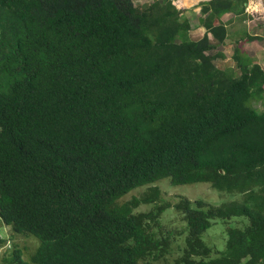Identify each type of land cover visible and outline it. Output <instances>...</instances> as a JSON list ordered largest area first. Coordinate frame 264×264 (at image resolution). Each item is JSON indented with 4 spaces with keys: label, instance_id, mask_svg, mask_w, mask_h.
<instances>
[{
    "label": "trees",
    "instance_id": "obj_1",
    "mask_svg": "<svg viewBox=\"0 0 264 264\" xmlns=\"http://www.w3.org/2000/svg\"><path fill=\"white\" fill-rule=\"evenodd\" d=\"M248 3L0 0V228L40 238L33 264H264V68L239 41L216 62ZM164 177L242 200H121ZM170 207L183 227L165 232Z\"/></svg>",
    "mask_w": 264,
    "mask_h": 264
},
{
    "label": "rangeland",
    "instance_id": "obj_2",
    "mask_svg": "<svg viewBox=\"0 0 264 264\" xmlns=\"http://www.w3.org/2000/svg\"><path fill=\"white\" fill-rule=\"evenodd\" d=\"M152 0H141L139 3L144 2H150ZM179 0H175V4L177 7H183L178 5ZM206 1V0H205ZM250 4V3H249ZM199 4H194L192 6H186L184 8L194 10L199 9ZM264 6V0H259V6ZM251 14H253V20H258L260 18L264 21V12L263 10H252L249 9ZM248 11V12H249ZM190 14V13H188ZM261 16V17H258ZM254 23V22H253ZM252 24V23H251ZM231 31L233 29L231 28ZM202 30L196 29L192 33L193 38H198L202 34ZM259 58V55L257 56ZM230 66H234L235 63L232 59L228 60ZM221 62H225L223 58L218 60V64L221 66ZM257 107L261 108L260 103L257 104ZM152 185H157L160 188V194L163 199L161 200V203L165 202H173L176 203L179 198L181 197H187L191 199L192 201H195L197 199H203L206 202V206L209 207L211 205H219L220 203L224 201H230L231 200H242V199H234V198H240L241 195H239V192H227V191H220L216 188H214L210 183L208 182H194V183H187V184H172L170 177H164L157 181L156 183H152L150 185H142L138 186L134 189H132L127 195L123 197V201L129 200L134 196H141L144 193H146ZM154 207V204H143L139 208L135 209L136 212L139 211H149ZM243 220V221H242ZM182 218L180 215L177 214L174 207H170L167 209V211L163 214L161 218V223L163 225V230L165 232L169 230H174L175 228H182ZM245 223H248V217L246 216H239V217H232L231 219H217L214 225L207 231L205 234V238L211 245H216L217 247L221 248V250H225L226 248V238L227 233L226 230L229 226H244ZM12 229V228H11ZM158 227L156 226L154 228L155 231H157ZM225 229V232H224ZM1 231V228H0ZM2 235L6 236L8 240H10V243L12 245V248L9 249L6 246L0 247V264L4 262L3 258L6 255L11 254V250L14 248H18L22 252V257L25 259H29L30 256H32L37 248L39 247L41 240L39 237H37L34 234H17L13 233L10 229H3L1 232ZM158 237V235L156 236ZM178 237V236H177ZM180 241L183 242L184 238L179 237ZM175 248H178L176 244H174Z\"/></svg>",
    "mask_w": 264,
    "mask_h": 264
},
{
    "label": "crops",
    "instance_id": "obj_3",
    "mask_svg": "<svg viewBox=\"0 0 264 264\" xmlns=\"http://www.w3.org/2000/svg\"><path fill=\"white\" fill-rule=\"evenodd\" d=\"M202 1L205 0H200L197 4ZM249 3L246 8V19L241 20L237 15L233 13H226L223 16L224 22L228 23V27L232 28L233 31H231V34L228 36L226 41L218 45V48H220V50L224 54V57L222 58L225 60V62H221V66L217 63L220 67L229 66L230 64L228 60L230 59L234 61V55L237 51L236 49L240 47L237 46V41H239V43L242 44V51L244 52L245 57L249 60L260 63L264 68V21L260 18H258V20L252 21L254 15L249 11V9L258 10L261 8V10H263L264 12V6H259V0H249ZM184 7L185 6L179 8ZM199 11L200 8L197 10V12ZM240 28L244 29L242 33H239ZM197 29L203 31L201 34L202 36L205 32V29L202 27H199ZM258 55L259 58H257ZM216 62H218V60Z\"/></svg>",
    "mask_w": 264,
    "mask_h": 264
},
{
    "label": "clouds",
    "instance_id": "obj_4",
    "mask_svg": "<svg viewBox=\"0 0 264 264\" xmlns=\"http://www.w3.org/2000/svg\"><path fill=\"white\" fill-rule=\"evenodd\" d=\"M129 192H130V191H129ZM129 192H128V193H129ZM128 193H127V194H128ZM127 194H125V195H127ZM125 195H124V196H125ZM124 196H123V197H124ZM123 197L121 198V200L123 199ZM129 200H131V199H129ZM129 200H126V201H129ZM11 228H12V227L10 226V227H4V228L1 229V231H0V239H2L3 242L0 244V247H2V246H6V247H8L9 249L12 248V245H11V243H10V240H8L6 236H4V235L1 234V232H2L3 229H10L13 233H17V232H15V231H14L13 229H11ZM152 233H154L155 236L158 235V238L161 237V236H160V233L158 232V230L155 231V230L153 229V230H152ZM17 234H26V235L29 236V234H27V233H17ZM37 237H38V236H37ZM179 243H181V244L183 245V244L185 243V240H184L183 242H181V241L179 240ZM17 253H19L20 256L22 257V252H21V250L18 249V248H14V249L11 250V254H10V255H6V256L3 258L4 262L6 261V262H8V264H17V262H15L16 260H12L13 257H14ZM22 258H23L24 261H27L28 264H33V262H32V257H31V256L29 257V259H25L24 257H22ZM4 262H3V263H4ZM3 263H2V264H3Z\"/></svg>",
    "mask_w": 264,
    "mask_h": 264
},
{
    "label": "bare ground",
    "instance_id": "obj_5",
    "mask_svg": "<svg viewBox=\"0 0 264 264\" xmlns=\"http://www.w3.org/2000/svg\"><path fill=\"white\" fill-rule=\"evenodd\" d=\"M199 1L200 0H179L178 5L188 7L198 3Z\"/></svg>",
    "mask_w": 264,
    "mask_h": 264
},
{
    "label": "built area",
    "instance_id": "obj_6",
    "mask_svg": "<svg viewBox=\"0 0 264 264\" xmlns=\"http://www.w3.org/2000/svg\"><path fill=\"white\" fill-rule=\"evenodd\" d=\"M139 2H141V0H139Z\"/></svg>",
    "mask_w": 264,
    "mask_h": 264
}]
</instances>
